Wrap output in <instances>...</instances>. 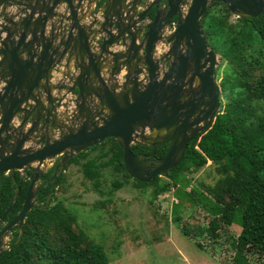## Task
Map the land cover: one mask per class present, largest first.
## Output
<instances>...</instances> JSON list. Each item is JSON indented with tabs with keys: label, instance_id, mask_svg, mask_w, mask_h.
<instances>
[{
	"label": "water",
	"instance_id": "obj_1",
	"mask_svg": "<svg viewBox=\"0 0 264 264\" xmlns=\"http://www.w3.org/2000/svg\"><path fill=\"white\" fill-rule=\"evenodd\" d=\"M214 3L236 18L264 15V0H0V178L32 174L19 214L0 234V255L4 232L18 225L16 245L22 239L35 181L48 162L60 159L55 177L108 139L120 147L128 177L140 183L182 162L220 109L217 58L200 24ZM11 7L24 15L19 21L7 13ZM172 20L174 30L165 34ZM68 105L66 125L57 109ZM134 145L149 152L134 154ZM162 147L164 156L155 157Z\"/></svg>",
	"mask_w": 264,
	"mask_h": 264
},
{
	"label": "trees",
	"instance_id": "obj_2",
	"mask_svg": "<svg viewBox=\"0 0 264 264\" xmlns=\"http://www.w3.org/2000/svg\"><path fill=\"white\" fill-rule=\"evenodd\" d=\"M205 16L201 30L221 66L220 109L209 127L188 145L182 162L168 171L165 178L140 183L126 174L122 151L114 139L83 152L74 162L85 160L80 165L81 173L99 193L102 171L109 168L140 188H153V199L173 192L174 211L187 203L206 210L213 217L209 222L218 220L223 229L239 226L237 237L229 245L234 253L232 264H253V252L264 259V15L235 18L232 23L226 7L214 3ZM92 151H98V155L88 158ZM131 151L147 154L149 149L134 145ZM165 151V147L159 148L156 155L163 157ZM208 162L215 167L211 174L213 181L205 183L197 179L193 186L192 175L203 170ZM62 180L58 179L57 187ZM122 185L114 180L108 194ZM48 190L46 187L37 193L40 206H44ZM12 194L9 181L0 180V216ZM23 195L17 198L8 219L20 209ZM74 222V216L60 201L46 209L32 210L27 215L21 242L1 256L0 264H110L102 240L97 243L82 231L74 232L71 228ZM175 222L178 224V219ZM179 231L185 237L191 233L183 226ZM211 231L198 228L194 236ZM221 233L210 238L216 240ZM197 248L201 250L202 246L197 244Z\"/></svg>",
	"mask_w": 264,
	"mask_h": 264
},
{
	"label": "rangeland",
	"instance_id": "obj_3",
	"mask_svg": "<svg viewBox=\"0 0 264 264\" xmlns=\"http://www.w3.org/2000/svg\"><path fill=\"white\" fill-rule=\"evenodd\" d=\"M8 14L14 16V21H19L24 16L17 10L14 14ZM205 18L206 16L203 20ZM235 18L231 15L230 22L233 23ZM216 58L218 68L215 70V79L219 86L221 66L218 56ZM64 114L60 112L58 115L60 121L67 125V116ZM54 134H58V131H54ZM97 155L98 151H92L88 158ZM84 161L81 159L77 166L70 167L49 206L60 201L75 218V222L71 224L74 232L82 231L97 243L102 240L100 243L110 264H232L234 253L229 245L237 237L239 226L232 225L223 229V224L218 220L209 222L213 217L206 210L190 207L187 203L174 211L172 206L176 204V199L173 192L153 199V188H140L132 180H124L122 174L114 173L109 168L102 171L99 193L81 173L80 165ZM210 164L208 162L203 170L192 175L193 186L198 182L197 179L205 183L213 181L211 174L215 167ZM114 180L124 185L109 195ZM188 191L189 189L186 190ZM100 202H104L105 206L102 207ZM175 219H178V224ZM178 226L189 229V236L182 235ZM198 228H209L212 231L195 237ZM220 233L221 236L216 240L210 238L217 237ZM197 244L202 246L201 250L197 248ZM253 255V264H264V259L255 252Z\"/></svg>",
	"mask_w": 264,
	"mask_h": 264
},
{
	"label": "flooded vegetation",
	"instance_id": "obj_4",
	"mask_svg": "<svg viewBox=\"0 0 264 264\" xmlns=\"http://www.w3.org/2000/svg\"><path fill=\"white\" fill-rule=\"evenodd\" d=\"M60 67H59V71L61 72V73H63L64 72V65H63V63H62V65H59ZM62 69V70H61ZM58 71V70H57ZM57 71H55L56 73L55 74H52V77L54 78H56V79H58V78H60L61 76L60 75H56L57 74ZM64 103H66V101L65 102H63V104ZM45 106V105H44ZM65 110H67V112L69 113V114H71L72 113V107L70 106V105H68L67 107H66V109L65 108H62V107H60V108H58L57 109V116H58V119L60 120L61 118L59 117V113L60 112H63L64 113V111ZM89 150V149H88ZM87 150V151H88ZM86 152V151H85ZM81 155V154H80ZM79 155V156H80ZM79 156H76V157H74L70 162H68V164L66 165V167H65V169L63 170V171H61L60 169L58 170V172L56 173V176L55 177H53L54 176V174H55V169H56V167L58 166V163H60V159L59 158H56L54 161H50V162H48L47 163V167H46V173H44L43 174V176L41 177V178H39V179H37L36 181H35V184H34V188H36L37 189V192H36V195H35V207L34 208H32L30 211H29V213L32 211V210H34V209H36V208H40V209H45V206H46V201H47V198L49 197V194H50V192H51V187H52V184L54 183V178H56L57 179V181H56V184H55V186H54V193L53 194H55V190L58 188L57 187V182H58V179H63V180H65V175L68 173V171L70 170V167L72 166V165H75V166H77L78 165V163L76 164L75 162H74V160L77 158V157H79ZM155 157H157V158H161V157H158L156 154H155ZM32 174H31V171H29V170H22V171H19V172H15L14 174H7V175H3L1 178H0V180H8L9 181V183H10V186H11V188H13V194H12V197H11V200H10V203L11 202H13V200L16 198H18L19 196H20V194L21 193H24V195H23V200H22V202H21V206H20V209L19 210H17L15 213H13L14 214V216H12V218L11 219H8V216L10 215V213L12 212V210H13V208H14V205H15V203L17 202V200L16 201H14L13 202V206H12V209L9 211V213L6 215V218H5V221L3 222V223H1L0 224V234H1V232H2V230H3V228H4V226L7 224V223H9L10 221H12V220H14V218L19 214V212H20V210H21V208H22V204H23V202H24V198H25V194H26V191H27V189H28V185L30 184V182H31V180H32ZM61 183V182H60ZM19 187V188H18ZM46 187H49V190H48V192H47V197H46V201H45V204H44V206H40L39 204H38V199H37V193L41 190V189H44V188H46ZM19 189V194H18V196L16 197L15 196V193L17 192V190ZM53 196V195H52ZM51 199H52V197H51ZM50 199V200H51ZM10 203H9V205H10ZM50 203V202H49ZM9 205H8V207H9ZM49 206V205H48ZM47 206V207H48ZM7 207V208H8ZM7 208H6V210H7ZM6 210H5V212H6ZM4 212V213H5ZM4 213L0 216V219H1V217L4 215ZM28 213V214H29ZM27 214V215H28ZM27 215L25 216V218L23 219V221H22V230H23V228H24V225L26 224V218H27ZM19 226L18 225H15L14 227H12L8 232H4L3 234H2V240H1V242L4 244V245H2L1 246V249L3 250V253H1V255H0V258H1V256L5 253V252H7V251H9L10 249H12L13 247H15L16 246V243H17V241H18V237H17V235L19 234ZM23 235H24V232H23ZM23 237V236H22ZM20 242H21V240H20ZM19 242V243H20Z\"/></svg>",
	"mask_w": 264,
	"mask_h": 264
},
{
	"label": "crops",
	"instance_id": "obj_5",
	"mask_svg": "<svg viewBox=\"0 0 264 264\" xmlns=\"http://www.w3.org/2000/svg\"><path fill=\"white\" fill-rule=\"evenodd\" d=\"M84 4V3H83ZM62 7H64L63 5H61L60 6V10L62 9ZM86 8V5H84V9ZM94 8V5H91L90 6V10L91 9H93ZM94 10V9H93ZM7 13H10V14H14V13H16V8L15 7H11V8H8L7 10ZM57 13H60V11L59 10H55ZM26 12H28V11H26ZM82 12V11H81ZM14 20H16V19H14ZM51 22V21H50ZM47 24H49L48 22H47ZM45 29L46 30H48V25H46V27H45ZM111 51H113V52H115V50H116V47H113L112 49H110ZM64 62V61H63ZM62 62V63H63ZM63 65H64V63H63ZM62 70V69H61ZM68 71L69 72H72V62L70 63V65H69V68H68ZM103 72H105V71H103ZM3 86V83L1 82L0 83V87H2Z\"/></svg>",
	"mask_w": 264,
	"mask_h": 264
},
{
	"label": "built area",
	"instance_id": "obj_6",
	"mask_svg": "<svg viewBox=\"0 0 264 264\" xmlns=\"http://www.w3.org/2000/svg\"><path fill=\"white\" fill-rule=\"evenodd\" d=\"M174 27H175V20H172V21L169 23L168 27L166 28V30H165V34H169V33H171L172 30H174Z\"/></svg>",
	"mask_w": 264,
	"mask_h": 264
},
{
	"label": "clouds",
	"instance_id": "obj_7",
	"mask_svg": "<svg viewBox=\"0 0 264 264\" xmlns=\"http://www.w3.org/2000/svg\"><path fill=\"white\" fill-rule=\"evenodd\" d=\"M163 176H164V175H163ZM160 178H162V177H160ZM56 191H57V189L55 190V192H56ZM54 195H55V194H53V196H52V199H51V200H53V197H54ZM51 200H50V201H51Z\"/></svg>",
	"mask_w": 264,
	"mask_h": 264
}]
</instances>
